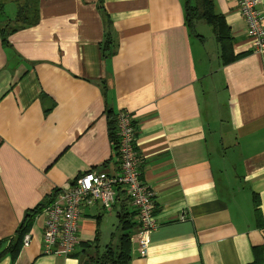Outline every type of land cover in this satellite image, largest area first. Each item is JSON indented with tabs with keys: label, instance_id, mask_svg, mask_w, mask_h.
<instances>
[{
	"label": "crops",
	"instance_id": "0c3cea01",
	"mask_svg": "<svg viewBox=\"0 0 264 264\" xmlns=\"http://www.w3.org/2000/svg\"><path fill=\"white\" fill-rule=\"evenodd\" d=\"M19 1L0 0V24ZM200 1L102 0L107 58L98 0H38L36 25L7 47L0 40V264H83L94 247L117 245L119 213L135 212L122 190L111 209L82 208L73 253H44L43 211L29 245L13 260L2 253L27 210L88 171L118 172L107 113L120 111L132 117L156 223L144 257L135 227L130 264L253 261L264 245V51L253 50L235 0H209L236 57L222 66L212 27L208 52L186 26L185 6ZM257 9L264 27V0Z\"/></svg>",
	"mask_w": 264,
	"mask_h": 264
},
{
	"label": "built area",
	"instance_id": "2783aa9c",
	"mask_svg": "<svg viewBox=\"0 0 264 264\" xmlns=\"http://www.w3.org/2000/svg\"><path fill=\"white\" fill-rule=\"evenodd\" d=\"M245 23L246 36L255 52L264 51V27L262 15L257 9L259 0H235ZM118 136L114 152L118 172L109 175L103 171H88L73 181L69 187L56 195L53 202L43 210L44 227L42 244L44 253L67 256L79 243V219L83 207L100 204L111 209L118 190H122L136 212V233L133 240L139 256L144 257L149 248V236L156 228L154 218V193L141 179V158L134 147L135 129L132 117L126 111L116 116ZM30 233L23 236L22 247L30 243Z\"/></svg>",
	"mask_w": 264,
	"mask_h": 264
},
{
	"label": "trees",
	"instance_id": "16d2710c",
	"mask_svg": "<svg viewBox=\"0 0 264 264\" xmlns=\"http://www.w3.org/2000/svg\"><path fill=\"white\" fill-rule=\"evenodd\" d=\"M102 0H98V9L102 12ZM105 27L103 35V43L101 53L103 58H107L114 53V45L112 33L110 29V21L103 14ZM38 0H20L17 3L16 13L13 19L6 20L0 24V40L4 47L8 45V37L20 30L36 25L38 22ZM196 21H203L210 25L213 29L214 39L219 47V60L222 66L232 63L236 57L232 53V40L225 25L223 17L218 14L214 5L209 0H201L200 4L185 6V23L189 33H194V24ZM116 115L111 112L107 113V134L112 144L113 151L117 150L118 136L116 127ZM58 194L55 191L51 197H48L45 202L39 203L33 209L27 210L22 218V221L16 228L14 237L9 246L2 252L11 255V259H15L16 254L22 246V239L27 234L34 222L36 215L42 212L45 207L51 204ZM119 231L118 242L115 247L108 246L105 249L93 250V255L85 259L83 264H130L131 259V238L136 227L133 218L136 215L132 213H119ZM91 250V249H90ZM89 254V250L85 251ZM1 253V254H2ZM253 261L250 264H264V245L252 248Z\"/></svg>",
	"mask_w": 264,
	"mask_h": 264
},
{
	"label": "rangeland",
	"instance_id": "374dc122",
	"mask_svg": "<svg viewBox=\"0 0 264 264\" xmlns=\"http://www.w3.org/2000/svg\"><path fill=\"white\" fill-rule=\"evenodd\" d=\"M195 33L198 35H202L206 39V46H207V51L209 52L210 49L212 48L211 45H213V40H212V30L211 27L205 24L203 21H197L195 23ZM194 35V34H193ZM192 35L193 41L196 40V37ZM195 37V38H194Z\"/></svg>",
	"mask_w": 264,
	"mask_h": 264
}]
</instances>
